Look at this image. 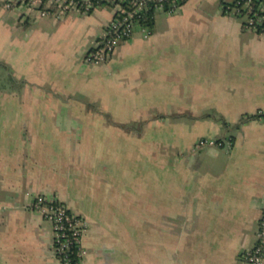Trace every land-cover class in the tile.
<instances>
[{"label":"crops","instance_id":"obj_1","mask_svg":"<svg viewBox=\"0 0 264 264\" xmlns=\"http://www.w3.org/2000/svg\"><path fill=\"white\" fill-rule=\"evenodd\" d=\"M233 1L187 0L159 12L148 37L137 31L100 65L85 55L112 7L57 20L0 3V67L16 84L0 85V95L24 111L0 120V264H58L52 223L31 207L38 193L89 222L83 264H246L241 254L257 242L264 206V32L222 4ZM90 107L100 126L131 122L113 110L179 111L164 112L176 120L188 111L190 165L173 169L187 171L188 183L150 201L142 182L133 199L132 185L94 165L96 137L77 128L84 113L57 111ZM250 114L262 116L243 118ZM229 136L230 146L196 148L201 137Z\"/></svg>","mask_w":264,"mask_h":264},{"label":"built area","instance_id":"obj_2","mask_svg":"<svg viewBox=\"0 0 264 264\" xmlns=\"http://www.w3.org/2000/svg\"><path fill=\"white\" fill-rule=\"evenodd\" d=\"M187 0H0L9 9L36 11L40 15H54L59 20L71 12L89 14L94 9L110 6L113 15L105 25L101 34L88 48L85 61L91 64H105L112 59L120 45L129 40L137 31L145 37L152 33L147 24L159 12L175 13ZM255 1H258L255 3ZM233 13L244 19V27L264 32V0H236ZM262 116V115H261ZM264 118V117H263ZM232 143L227 139L201 137L196 148ZM31 207L39 211L52 223L54 231V252L58 264H83L87 249L83 245V237L89 227L87 219L70 209L55 196L38 193L34 195ZM72 245L77 247L78 260L74 261ZM246 264H264V206L259 219L258 239L256 244L241 254Z\"/></svg>","mask_w":264,"mask_h":264},{"label":"rangeland","instance_id":"obj_3","mask_svg":"<svg viewBox=\"0 0 264 264\" xmlns=\"http://www.w3.org/2000/svg\"><path fill=\"white\" fill-rule=\"evenodd\" d=\"M0 85L4 86L5 91H10L16 86L13 77L2 67H0ZM18 103L20 101L15 100L11 95H6V97L0 95V120L8 116L14 117V113H23V110L20 111L17 108L23 103ZM57 111L62 114L66 112L68 115L73 112L75 117L80 118L82 117L80 112L84 113L86 120L77 128L83 130L85 134L96 137L94 139V152H97L98 158L94 165L100 169L110 168L114 170L118 185H132L133 199L141 197L140 184L142 182L149 184V187L147 186V197L150 201H154L160 196L165 200H169L168 198L173 197L172 194L176 193V188L175 191L172 189L176 184L188 183L190 175L187 171L181 170L178 173L177 169L173 170L178 167L185 169L190 165L188 157L183 158L189 156L192 150V124L189 125L190 115L188 111L181 113L182 117L185 118L184 120H176L170 118V115H165L158 122L152 120L153 124L148 128L143 126L142 123L140 124V121L149 118L150 115L161 119L162 117L158 115L164 114V112L167 114L168 112L177 113L179 111H145L140 108H134L131 111L113 110L115 117L123 116L122 113H124L127 117L129 116L128 118L131 121L127 125L118 126H100L92 122L93 118L97 117L94 115L96 112L95 107L84 110L72 108L67 111ZM123 128L130 134H125ZM109 131L111 133L116 132L117 138L115 140H109L105 136L109 134ZM97 137H99V140ZM177 154L182 156V158L178 157L180 159L179 163L176 162ZM158 183L162 185L159 191L156 189V186L159 187ZM183 194L182 197H188V191L183 192ZM149 208L151 212L152 209L157 207L150 206ZM151 226H154V223H148V227L151 228Z\"/></svg>","mask_w":264,"mask_h":264},{"label":"trees","instance_id":"obj_4","mask_svg":"<svg viewBox=\"0 0 264 264\" xmlns=\"http://www.w3.org/2000/svg\"><path fill=\"white\" fill-rule=\"evenodd\" d=\"M257 2L258 1H255V3H257ZM222 4L225 7V9H228L229 11H233L235 8V5H236V0L233 2H230V3L222 2ZM152 16H153V14L149 17V21L147 22V24L150 26V28H152L154 23H155V18H153ZM261 115L262 114H250V115H247L246 117L244 116L243 118L249 119V118H253V117H260ZM158 116L163 118L165 116V114H160ZM76 250H77V247H75V245H72L71 251L73 252L72 255L74 257V261L78 260Z\"/></svg>","mask_w":264,"mask_h":264}]
</instances>
